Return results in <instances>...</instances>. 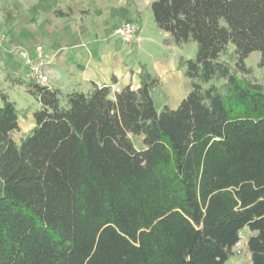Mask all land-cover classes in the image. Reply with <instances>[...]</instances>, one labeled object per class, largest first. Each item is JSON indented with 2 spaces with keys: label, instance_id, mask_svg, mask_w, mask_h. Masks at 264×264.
<instances>
[{
  "label": "trees",
  "instance_id": "1",
  "mask_svg": "<svg viewBox=\"0 0 264 264\" xmlns=\"http://www.w3.org/2000/svg\"><path fill=\"white\" fill-rule=\"evenodd\" d=\"M150 9L165 43L197 44L178 60L191 89L175 108H156L144 65L118 92L13 78L39 102L16 141L20 113L0 91V264H225L243 229L264 264V85L245 64L258 51L264 68V0Z\"/></svg>",
  "mask_w": 264,
  "mask_h": 264
},
{
  "label": "crops",
  "instance_id": "2",
  "mask_svg": "<svg viewBox=\"0 0 264 264\" xmlns=\"http://www.w3.org/2000/svg\"><path fill=\"white\" fill-rule=\"evenodd\" d=\"M152 1L135 0L137 18L127 0H0V30L5 33L0 52V91L19 110L17 133L32 129L33 112L39 108L38 100V106L30 109L20 108L12 99L17 96L26 100L27 94L22 85L12 82L13 78L27 79L25 59L15 51L20 47L33 54L35 46L41 44L53 55L47 65L48 86L61 92L87 91L91 83L136 89L144 65L159 77V86L164 82L173 84L170 96L180 102L181 94L191 89L184 69L177 67L179 58H185L181 54L183 45L165 43L169 33L150 22ZM55 7L62 15L53 13ZM88 8L86 16L73 13ZM124 21L140 22L138 38L130 45L113 34ZM142 147L140 142L136 146Z\"/></svg>",
  "mask_w": 264,
  "mask_h": 264
},
{
  "label": "rangeland",
  "instance_id": "3",
  "mask_svg": "<svg viewBox=\"0 0 264 264\" xmlns=\"http://www.w3.org/2000/svg\"><path fill=\"white\" fill-rule=\"evenodd\" d=\"M150 12V22H154L153 20V15L151 10ZM197 49V44L194 41H189L186 44L183 45V49L181 54L186 58H193L195 56ZM260 59V53L258 51H253L251 52L248 57L245 59V64L251 68L250 74L246 75V78L249 79L250 81L258 84L264 85V68H261L258 65ZM150 62V61H149ZM147 62V63H149ZM150 65V63H149ZM189 86H190V79L187 80ZM222 80H216L213 79L210 83H214L216 85L220 84ZM207 84V85H209ZM171 87H173V84H169V82H164L162 86H158L153 90L152 96L155 101V106L158 110L161 109L163 105L167 103V105L171 108H175L179 101L177 99L171 98ZM191 87V86H190ZM181 91L183 92V86H181ZM189 92V91H188ZM181 94L182 98H184L187 93ZM25 95V94H24ZM166 96H167V102H166ZM14 100L18 102V106L20 108H29L33 109L34 107L38 106L37 100L31 96L29 93L25 95L26 100L18 98L17 96H12ZM28 103V104H27ZM39 107V106H38ZM20 134L19 133H14L13 138L17 141L19 138ZM137 136L140 137V135H132V141L134 143V146H138V143L140 142L142 144V139L138 141ZM249 235V231L247 229H243L241 234H240V240L237 242L233 249H232V255L228 259V261L225 264H250V255L249 252L246 248V240Z\"/></svg>",
  "mask_w": 264,
  "mask_h": 264
},
{
  "label": "built area",
  "instance_id": "4",
  "mask_svg": "<svg viewBox=\"0 0 264 264\" xmlns=\"http://www.w3.org/2000/svg\"><path fill=\"white\" fill-rule=\"evenodd\" d=\"M138 26L134 21H124L118 24L113 31V34L119 38V40L127 45L132 44L138 38ZM5 40V33L0 30V52ZM26 62V78L39 84H49V77L47 74V65L53 60V55L46 52L43 45L39 44L35 46L33 54H30L24 48H17L15 50ZM119 87L111 86L112 92H118Z\"/></svg>",
  "mask_w": 264,
  "mask_h": 264
}]
</instances>
